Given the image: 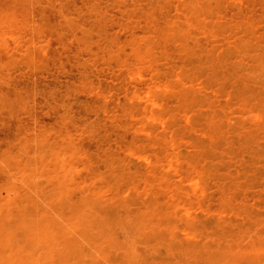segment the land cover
I'll return each instance as SVG.
<instances>
[{
  "label": "rangeland",
  "instance_id": "rangeland-1",
  "mask_svg": "<svg viewBox=\"0 0 264 264\" xmlns=\"http://www.w3.org/2000/svg\"><path fill=\"white\" fill-rule=\"evenodd\" d=\"M263 29L264 0H0V264H264Z\"/></svg>",
  "mask_w": 264,
  "mask_h": 264
},
{
  "label": "bare ground",
  "instance_id": "bare-ground-1",
  "mask_svg": "<svg viewBox=\"0 0 264 264\" xmlns=\"http://www.w3.org/2000/svg\"><path fill=\"white\" fill-rule=\"evenodd\" d=\"M115 1H116V0H115ZM240 1H241V0H240ZM64 2H65V1H64ZM138 2H139V1H138ZM133 3H134V2H133ZM136 3H137V2H136ZM242 3H243V2H242ZM137 4H138V3H137ZM63 5H64V4H63ZM139 5H140V4H139ZM130 6H131V5H130ZM133 6H134V5H133ZM64 7H65V5H64ZM135 7H136V6H135ZM204 7H205V6H204ZM206 8H208V7H206ZM257 8H258V7H257ZM138 9H139V8H138ZM144 9H145V8H144ZM83 10H84V9H83ZM87 10H88V9H87ZM135 10H137V9H135ZM72 11H73V10H72ZM177 11H178V10H177ZM147 12H148V11H147ZM15 14H16V13H15ZM66 14H67V12H66ZM67 16H68V15H67ZM236 16H237V15H236ZM243 18H244V17H243ZM245 18H246V17H245ZM245 18H244V20H245ZM247 19H248V18H247ZM50 21H51V20H50ZM78 21H79V20H78ZM245 21H246V20H245ZM239 23H240V21H239ZM246 23H247V22H246ZM22 24H23V23H22ZM92 26H93V25H92ZM219 26H220V25H219ZM248 26H249V25H248ZM77 27L80 29L79 26H77ZM82 27H84V26H82ZM162 27H163V26H162ZM249 27H250V26H249ZM160 28H161V27H160ZM239 28H240V27H239ZM126 29H127V28H126ZM164 29H165V28H164ZM200 29H201V28H200ZM235 29H236V27H235ZM161 30H163V29H161ZM165 30H166V29H165ZM263 30H264V29H263ZM82 31H83V30H82ZM163 31H164V30H163ZM92 33H94V32H92ZM162 33H164V32H162ZM200 33H202V32L200 31ZM262 33H263V31H262ZM85 34H87V33H85ZM204 34H205V33H204ZM240 34H241V33H240ZM263 34H264V33H263ZM260 35H261V34H260ZM214 36H215V35H214ZM236 36H237V35H236ZM69 37H70V36H69ZM81 37H82V36H81ZM82 38H83V37H82ZM239 38H240V37H239ZM242 38H243V36H242ZM78 39H79V38H78ZM228 39H229V38H228ZM234 39H235V38H234ZM63 40H64V39H63ZM88 40H89V39H88ZM246 40H247V38H246ZM17 41H19V40H17ZM79 41H80V40H79ZM81 41H82V40H81ZM81 41H80V42H81ZM84 41H86V40L84 39ZM223 41H224V40H223ZM256 41H257V39H256ZM63 42H64V41H63ZM82 42H83V41H82ZM87 42H88V41H87ZM214 42H216V41H214ZM219 42H220V41H219ZM247 42H248V41H247ZM259 42H260V41H259ZM60 44H61V42H60ZM80 44H81V43H80ZM213 44H214V43H213ZM45 45H46V44H45ZM57 45H58V44H57ZM42 46H43V45H42ZM42 46H41V47H42ZM46 46H47V45H46ZM62 46H63V45H62ZM68 46H69V44H68ZM227 46H228V45H227ZM245 46H246V45H245ZM81 47H82V46H81ZM83 47H84V46H83ZM224 47H225V46H222L223 50H224ZM124 48H125V47H124ZM263 48H264V47H263ZM32 49H33V48H32ZM44 49H45V48H44ZM47 49H48V48H46V50H47ZM70 49H71V48H70ZM85 49H86V48H85ZM259 49H260V48H259ZM63 50H64V49H63ZM60 51H62V50L60 49ZM70 51H71V50H69V52H70ZM47 52H48V51H47ZM65 52H66V51H65ZM67 52H68V51H67ZM71 52H72V51H71ZM88 52H89V51H88ZM90 53H91V52H90ZM136 53H137V52H136ZM16 54H17V53H16ZM68 56H69V55H68ZM140 56H141V55H140ZM243 56H244V55H243ZM138 60H139V59H138ZM188 62H189V61H188ZM93 63H94V62H93ZM183 64H184V63H183ZM236 64H237V63H236ZM96 65H97V64H96ZM152 65H153V64H152ZM181 65H182V64H181ZM142 66H143V65H142ZM154 66H155V65H154ZM187 66H188V65H187ZM189 67L192 68L190 65H189ZM143 68H144V67H143ZM179 68H180V67H179ZM181 68H182V67H181ZM183 68H184V67H183ZM194 68H195V67H194ZM141 69H142V67H141ZM142 70H144V69H142ZM185 70H186V69H185ZM188 70H190V69H188ZM182 71H183V70H182ZM191 71H192V70H191ZM183 72H184V71H183ZM186 72H187V71H186ZM102 73H103V72H102ZM179 73H181V72H179ZM190 73H191V72H190ZM198 73H199V72H198ZM187 74H188V73H187ZM196 74H197V73H196ZM181 75H184V76H185L186 74L183 73V74H181ZM190 75H191V74H190ZM198 75H199V74H198ZM194 76H195V75L193 74V78H194ZM252 76H253V75H252ZM186 77H187V75H186ZM191 77H192V76H191ZM191 77H190V79H191ZM257 77H258V76H257ZM198 78H199V77H198ZM146 79H147V78H146ZM186 79H187V78H186ZM186 79H185V80H186ZM224 79H225V78H224ZM226 79H227V77H226ZM74 80H75V79H74ZM196 80H198V79H196ZM200 80H201V79H200ZM254 80H255V79H254ZM176 81H177V80H176ZM187 81H188V80H187ZM198 81H199V80H198ZM174 82H175V81H174ZM201 82H202V81H201ZM236 82H237V81H236ZM236 82H235V83H236ZM231 83H232V81H231ZM245 83H247V82H245ZM172 84H175V83H172ZM172 84H171V85H172ZM190 84H191V83H190ZM233 84H234V83H233ZM247 84H249V83H247ZM167 85H168V83H167ZM191 85H192V84H191ZM191 85H190V86H191ZM198 85H199V84H198ZM200 85H201V84H200ZM230 85H231V84H230ZM96 86H97V85H96ZM180 86H181V87H180V89H181V88H182V85H180ZM193 86H194V84H193ZM234 86H235V85H234ZM237 86H238V85H236L235 87L237 88ZM183 87H184V86H183ZM194 87H195V86H194ZM198 87H199V86H198ZM238 87H239V86H238ZM176 88H177V87H176ZM199 88L201 89V87H199ZM232 88H233V87H232ZM242 88H243V87H242ZM171 89H172V87H171ZM177 89H178V88H177ZM180 89H179V90H180ZM194 89H196V88H194ZM238 89H239V88H238ZM240 89H241V88H240ZM236 90H237V89H236ZM251 90H253V89H251ZM259 90H260V88H259ZM82 91H83V90H82ZM229 91H230V90H229ZM238 91H241V90H238ZM249 91H250V90H249ZM255 91H256V89H255ZM260 91H261V90H260ZM260 91H259V92H260ZM171 92H172V90H171ZM182 92H185V90L182 91ZM199 92H200V91H199ZM242 92H244V91H242ZM172 93H173V92H172ZM178 93H179V92H178ZM196 93H197V92H196ZM253 93H254V92H253ZM253 93H252V94H253ZM255 93H256V92H255ZM255 93H254V94H255ZM124 94H125V93H124ZM154 94H155V92H154ZM173 94H174V93H173ZM182 94L185 96V93H182ZM193 94H195V92H194ZM200 94H201V93H200ZM231 94H232V93H231ZM248 94H249V93H248ZM257 94H258V93H257ZM263 94H264V92H263ZM183 95H182V96H183ZM255 95H256V94H255ZM255 95H254V96H255ZM164 96H165V95H164ZM171 96H172V95H171ZM195 96H197V95H195ZM195 96H194V97H195ZM198 96H200V95H198ZM202 96H203V95H202ZM232 96H234V95H232ZM260 96H261V95H260ZM148 97H149V96H148ZM194 97H193V98H194ZM257 97H258V96H257ZM263 97H264V96H263ZM151 98H152V97H151ZM155 98H156V97H155ZM170 98H171V97H170ZM176 98H177V97H176ZM190 98H191V97H190ZM193 98H191V99L193 100ZM202 98H203V97H202ZM202 98H201V99H202ZM229 98H230V96H229ZM234 98H235V96H234ZM171 99H172V98H171ZM188 99H189V98H188ZM196 99H197V98H196ZM227 99H228V98H227ZM235 99H236V98H235ZM261 99H262V98H261ZM177 100H178V99H177ZM178 101H179V100H178ZM185 101H186V99H185ZM196 101H198V100H196ZM200 101H201V100H199L198 102H200ZM253 101H255V99H254ZM257 101H258V100H257ZM123 102H124V101H123ZM170 102H171V101H170ZM189 102H190V100H189ZM191 102H192V101H191ZM63 103H64V102H63ZM168 103H169V102H168ZM185 103H186V102H185ZM203 103H204V102H203ZM254 103H255V102H254ZM52 104H53V103H52ZM145 104H146V103H145ZM151 104H152V103H151ZM176 104H178V103H176ZM183 104H184V103H183ZM183 104H182V105H183ZM186 104H187V103H186ZM214 104H216V102H215ZM239 104H240V103H239ZM256 104H257V102H256ZM162 105H163V104H162ZM180 105H181V104H180ZM240 105H241V104H240ZM53 106H54V104H53ZM146 106H148V104H147ZM169 106L171 107L170 104L168 105V108H169ZM178 106H179V105H178ZM185 106H186V105H185ZM188 106H189V105H188ZM192 106H195V105H192ZM192 106H191V107H192ZM196 106H197V105H196ZM253 106H254V104H253ZM55 107H56V105H55ZM160 107H161V106H160ZM191 107H190V108H191ZM225 107H226V106H225ZM261 107H262V105H261ZM147 108H148V107H147ZM175 108H176V107H175ZM177 108H178V107H177ZM177 108H176V109H177ZM206 108H207V107H206ZM242 108H243V107H242ZM258 108H259V107H258ZM53 109H54V108H53ZM171 109H172V108H171ZM176 109H175V110H176ZM179 109H180V108H179ZM195 109H197V108H195ZM199 109H200V108H199ZM260 109H261V108H260ZM54 110H56V109H54ZM173 110H174V108H173ZM175 110H174V111H175ZM181 110H182V109H181ZM223 110H224V108H223ZM244 110H245V108H244ZM255 110H257V109H255ZM154 111H155V110H154ZM169 111H170V110H169ZM178 111H179V110H178ZM259 111H260V110H259ZM55 112H56V111H55ZM62 112H63V111H62ZM157 112H158V111H157ZM182 112H184V111H182ZM245 112H246V111H245ZM58 113H61V112H58ZM168 113H169V112H168ZM172 113H173V112H172ZM185 113H187V111H185ZM227 113H228V111H227ZM243 113H244V112H243ZM246 113H247V112H246ZM246 113H245V115H246ZM260 113H261V112H260ZM170 114H171V113H170ZM49 115H50V114H49ZM58 115H59V114H58ZM58 115H57V116H58ZM61 115H62V114H61ZM172 115H173V114H172ZM174 115H175V112H174ZM177 115H178V114H177ZM222 115H225V114H222ZM222 115H220V116H222ZM256 115H257V114H256ZM137 116H138V115H137ZM157 116L159 117V115H157ZM225 116H226V115H225ZM225 116H224L223 118H225ZM149 117H150V116H149ZM168 117H169V115H168ZM168 117H166V118H168ZM175 117H176V116H175ZM175 117H174V118H175ZM188 117H189V116H188ZM194 117H195V116H194ZM245 117H246V116H245ZM260 117H261V115H260ZM63 118H64V117H63ZM127 118H128V117H127ZM151 118H152V117H151ZM160 118H161V117H160ZM246 118H248V117H246ZM258 118H259V117H258ZM157 119H159V118H157ZM185 119H186V118H185ZM192 119H193V118H192ZM234 119H235V118H234ZM248 119H249V118H248ZM66 120H67V119H66ZM66 120H65V121H66ZM134 120H135V119H134ZM166 120H167V119H166ZM220 120L223 121V119H221V118H220ZM189 121H190V119H189ZM196 121H198V120H195V122H196ZM250 121H251V119H250ZM67 122H68V121H67ZM67 122H66V123H67ZM164 122H165V121H164ZM190 122H191V121H190ZM244 122H246V121H244ZM262 122H263V121H262ZM68 123H69V122H68ZM132 123H133V122H132ZM141 123H142V122H141ZM263 123H264V122H263ZM82 124H83V123H82ZM201 124H203V123H201ZM209 124H210V123H209ZM223 124H224V123H223ZM250 124H251V123H250ZM253 124H254V122L252 123V125H253ZM256 124H257V123H256ZM221 125H222V124H221ZM232 125H233V124H232ZM263 125H264V124H263ZM74 126H75V125H74ZM197 126H198V129H199V125H197ZM203 126H205V124H204ZM224 126H225V125H224ZM142 127H143V126H142ZM200 127H201V126H200ZM209 127H212V125L209 126ZM227 127H229V126H227ZM231 127H232V126H230V128H231ZM244 127H246V126H244ZM255 127H256V126H255ZM258 127H259V126H258ZM258 127H257V130H259ZM67 128H68V126H67ZM134 128H135V127H134ZM190 128H194V127H190ZM207 128H208V127H207ZM207 128H206V129H207ZM213 128H214V127H213ZM215 128H216V127H215ZM222 128H223V127H222ZM230 128H228V129H230ZM232 128H234V127H232ZM235 128H237V127H235ZM246 128H247V127H246ZM248 128H249V127H248ZM259 128H260V127H259ZM143 129H146V128L143 127ZM196 129H197V128H196ZM198 129H197V130H198ZM206 129L204 130L205 132H206ZM225 129H226V128H225ZM138 130H139V127H138ZM208 130L210 131L209 128H208ZM222 130H223V129H222ZM231 130H232V129H230V131H231ZM255 130H256V129H255ZM257 130H256V131H257ZM139 131H140V130H139ZM143 131H144V130H143ZM147 131H148V130H147ZM161 131H162V130H161ZM200 131H201V130H200ZM225 131H226V130H225ZM225 131H224V132H225ZM228 131H229V130H228ZM57 132H58V131H57ZM61 132H62V130H61ZM67 132H68V130H67ZM137 132H138V131H137ZM210 132L212 133V131H210ZM226 132H227V131H226ZM239 132H241V131L239 130ZM257 132H258V131H257ZM156 133L158 134V132H156ZM156 133H155V134H156ZM206 133H209V132H206ZM206 133H205V134H206ZM211 133H210V134H211ZM213 133H214V132H213ZM231 133H233V132H231ZM234 133H235V131H234ZM88 134H89V132H88ZM236 134H238V133H236ZM43 136H44V135H43ZM116 136H117V135H116ZM150 136H151V133H150ZM159 136H160V135L158 134L157 137H159ZM166 136H167V135H166ZM171 136H172V135H171ZM177 136H178V135H177ZM227 136H228V135H227ZM255 136H256V135H255ZM263 136H264V135H263ZM263 136H262V137H263ZM16 137H18V136H16ZM160 137H161V136H160ZM231 137H234V136H231ZM19 138H20V137H19ZM164 138H165V137H164ZM211 138H212V137H211ZM234 138H235V137H234ZM16 139H17V138H16ZM53 139H54V138H53ZM116 139H117V138H116ZM161 139H162V137H161ZM170 139H171V138H170ZM241 139H242V137H241ZM259 139H260V138H259ZM22 140H23V137H22ZM37 140H38V139H36V141H37ZM63 140H64V139H63ZM166 140H168V139H166ZM174 140H175V139H174ZM181 140H182V139H181ZM186 140H187V139H186ZM212 140H213V139H212ZM243 140H244V139H243ZM256 140H257V139H256ZM23 141H24V140H23ZM59 141H60V140H59ZM171 141H172V140H171ZM244 141H245V140H244ZM17 142H18V141H17ZM146 142H147V141H146ZM168 142H169V140H168ZM235 142H237V141L235 140ZM25 143H26V142H25ZM137 143H138V142H137ZM174 143H175V141H174ZM192 143H193V142H192ZM205 143H206V142H205ZM207 143H208V142H207ZM256 143H257V142H256ZM26 144H27V143H26ZM63 144H64V143H63ZM69 144H70V143H69ZM69 144H68V145H69ZM127 144H129V143H127ZM138 144H139V143H138ZM150 144H151V143H150ZM166 144H167V143H166ZM168 144H169V143H168ZM182 144H183V143H182ZM212 144H213V142L211 143V145H212ZM18 145H19V144H18ZM64 145H65V144H64ZM143 145H144V143H143ZM163 145H164V144H163ZM171 145H172V144H171ZM245 145H246V144H245ZM26 146H27V145H26ZM129 146H130V144H129ZM137 146H139V145H137ZM151 146H152V145H151ZM153 146H154V145H153ZM176 146H177V145H176ZM216 146H217V145H216ZM71 147H72V146H71ZM77 147H78V146H77ZM144 147H145V146H144ZM177 147H178V146H177ZM185 147H186V146H185ZM197 147H198V146H197ZM204 147H207V146H204ZM223 147H224V146H223ZM246 147H247V146H246ZM24 148H25V147H24ZM78 148H81V147L79 146ZM190 148H191V147H190ZM193 148H194V147H193ZM199 148H200V147H199ZM201 148H202V147H201ZM201 148H200V149H201ZM235 148H236V147H235ZM235 148H234V149H235ZM26 149H27V148H26ZM73 149H74V148H73ZM82 149H84V147H83ZM175 149H176V148H175ZM194 149H195V148H194ZM19 150H20V149H19ZM62 150H63V149H62ZM65 150H67V149H65ZM178 150H179V148H178ZM247 150H248V149H247ZM16 151H17V150H16ZM24 151H25V150H23V153H24ZM27 151H28V150H27ZM75 151L77 152V149H75ZM168 151H171V150H168ZM176 151H177V150H176ZM184 151H185V150H184ZM223 151H224V149H223ZM237 151H238V150H237ZM240 151H241V150H240ZM20 152H22V151H20ZM29 152H30V151H29ZM64 152H66L67 154L71 153V152H68V151H64ZM172 152H173V151H172ZM177 152H178V151H177ZM241 152H242V151H241ZM17 153H18V152H17ZM66 153H65V154H66ZM72 153H73V152H72ZM78 153H79V152H78ZM78 153H77V154H78ZM144 153H146V152H144ZM158 153H159V152H158ZM170 153H171V152H170ZM247 153H248V152H247ZM253 153H254V152H253ZM56 154H57V153H56ZM60 154H61V151H60ZM74 154H75V152H74ZM77 154H75V155L71 154V155H73V157H74V156L76 157ZM160 154H161V153H160ZM164 154H165V153H164ZM239 154H240V153H239ZM30 155H31V154H30ZM71 155H70V157H72ZM170 156H171V155H170ZM170 156H169V157H170ZM247 156H248V155H247ZM253 156H254V155H253ZM1 157H4V156L2 155ZM24 157H25V156H24ZM73 157H72V158H73ZM174 157H175V156H174ZM4 158H5V157H4ZM7 158H9V157H7ZM17 158H18V156L16 157V159H17ZM31 158H32V157H31ZM64 158H66L65 155H64ZM72 158H71V159H72ZM238 158H239V157H238ZM240 158H242V157H240ZM243 158H244V157H243ZM261 158H262V157H261ZM25 159H27V158L25 157ZM76 159H77V158H76ZM140 159H141V158H140ZM228 159H229V158H228ZM0 160H1V159H0ZM7 160H8V159H7ZM7 160H6V161H7ZM28 160H29V159H28ZM37 160H38V159H37ZM61 160H62V157H61ZM246 160H247V159H246ZM248 160H249V159H248ZM257 160H258V159H257ZM260 160H261V159H260ZM1 161H3V160H1ZM62 161H63L64 164H65V161H64V160H62ZM142 161H143V160H142ZM184 161H185V160H184ZM237 161H238V160H237ZM7 162H8V161H7ZM26 162H27V161H26ZM28 162H30V161H28ZM37 162H38V161H37ZM63 162H62V163H63ZM143 162H144V161H143ZM154 162H155V161H154ZM154 162H152V163H154ZM156 162H157V161H156ZM156 162H155V163H156ZM161 162H162V161H161ZM170 162H171V161H170ZM252 162H253V161H252ZM4 163H5V162H4ZM70 163H71V162H70ZM73 163H74V165H75V158H74V162H73ZM73 163H72V164H73ZM149 163H151V161H150ZM157 163H159V162H157ZM162 163H163V162H162ZM162 163H161V164H162ZM171 163L173 164V162H171ZM190 163H191V162H190ZM190 163L188 162V165H189ZM240 163H241V162H240ZM245 163H246V162H245ZM253 163H254V162H253ZM258 163H259V162H258ZM1 164H2V163H1ZM5 164H6V163H5ZM146 164H148V163L146 162ZM249 164H250V163H249ZM2 165H3V164H2ZM26 165H27V164H26ZM34 165H35V163H34ZM68 165H69V164H68ZM76 165H78V164H76ZM134 165H135V164H134ZM152 165H153V164H152ZM168 165H169V164H168ZM202 165H203V164H202ZM251 165H253V164L251 163ZM4 166H5V165H4ZM4 166H3V167H4ZM7 166H8V165H7ZM7 166H5V167H7ZM9 166H10V165H9ZM12 166H13V165H12ZM45 166H46V165H45ZM71 166L73 167V165H71ZM162 166H163V165H162ZM234 166H235V165H234ZM247 166H248V168L250 169L249 165H247ZM247 166L245 165V167H247ZM5 167H4V168H5ZM43 167H44V166H43ZM69 167H70V166H69ZM76 167H77V166H76ZM163 167H164V166H163ZM171 167H172V165H171ZM243 167H244V166H243ZM11 168H12V167H11ZM28 168L31 169V167H29V166H28ZM48 168H49V166H48ZM48 168H47V169H48ZM73 168H75V167H73ZM165 168H166V167H165ZM207 168H208V167H207ZM240 168H241V167H240ZM248 168H247V169H248ZM68 169H70V168H68ZM150 169H151V168H150ZM169 169H170V168H169ZM254 169H255V168H254ZM5 170H6V169H5ZM12 170H13V168H12ZM32 170H33V169H32ZM44 170H45V169H44ZM202 170H203V169H202ZM227 170H228V169H227ZM240 170H241V169H240ZM250 170H251V169H250ZM256 170H257V169H256ZM38 171H39V170H38ZM41 171H42V170H41ZM41 171H40V172H41ZM69 171H70V170H69ZM150 171H151V170H150ZM153 171H154V170H153ZM172 171H173V169H172ZM251 171H252V170H251ZM5 172H6V171H5ZM8 172H9V171H8ZM15 172H16V170H15ZM33 172H34V171H33ZM43 172H45V171H43ZM128 172H129V171H128ZM151 172H152V171H151ZM151 172H150V173H151ZM190 172H191V171H190ZM239 172H240V171H239ZM18 173H19V172H18ZM41 173H42V172H41ZM152 173H153V172H152ZM193 173H194V172H193ZM16 174H17V173H16ZM42 174H43V173H42ZM47 174H48V172H47ZM49 174H52V173L50 172ZM49 174H48V175H49ZM153 174H155V173H153ZM20 175H21V174H20ZM33 175H34V174H33ZM100 175H101V174H100ZM102 175H103V174H102ZM160 175L163 176V173H161ZM189 175H190V173H189ZM199 175H200V174H199ZM245 175H246V174H245ZM249 175H250V174H249ZM249 175H248V176H249ZM35 176H36V175H35ZM64 176H65V175H64ZM90 176H91V174H89V177H90ZM187 176H188V175H187ZM235 176H236V173H235ZM248 176H247V177H248ZM36 177H37V176H36ZM45 177H46V176H45ZM66 177H67V176H66ZM66 177H65V178H66ZM72 177H73V176H72ZM89 177H88V178H89ZM169 177H170V176H169ZM188 177H189V176H188ZM190 177H191V176H190ZM198 177H199V176H198ZM200 177H201V175H200ZM242 177H243V176H242ZM181 178L184 180L183 177H181ZM48 179H49V177L47 178V180H48ZM52 179H53V178H52ZM60 179H61V177H60ZM193 179H194V178H193ZM193 179H192V180H193ZM198 179H200V178H198ZM245 179H246V178H245ZM247 179H248V178H247ZM252 179H253V178H252ZM18 180H19V179H18ZM33 180H34V179H33ZM132 180H133V179H132ZM3 181H4V180H3ZM21 181H22V180H21ZM31 181H32V180H31ZM35 181H36V180H35ZM90 181H91V179H90ZM95 181H96V180H95ZM95 181H94V182H95ZM185 181H186V180H185ZM185 181H183V182H185ZM32 182H33V181H32ZM32 182H31V183H32ZM52 182H53V180H52ZM85 182H86V181H85ZM253 182H254V181H253ZM24 183H25V182H24ZM49 183H50V182H49ZM53 183H54V182H53ZM66 183H67V181H66ZM87 183H88V182H87ZM247 183H248V182H247ZM26 184H27V183H26ZM50 184H51V183H50ZM68 184H69V183H68ZM72 184H73V183H72ZM9 185H10V183H9ZM27 185H28V184H27ZM41 185H42V184H41ZM54 185H55V183H54ZM76 185H77V184H76ZM133 185H135V184H133ZM138 185H139V184H138ZM256 185H257V184H256ZM69 186H70V185H69ZM71 186H72V185H71ZM77 186H78V185H77ZM100 186H101V185H100ZM202 186H203V185H202ZM202 186H201V187H202ZM249 186H250V185H249ZM251 186H252V185H251ZM257 186H259V185H257ZM25 187H26V186H25ZM88 187H89V186H88ZM102 187H103V186H102ZM6 188H7V187H6ZM41 188H44V187H41ZM55 188H57V187H55ZM55 188H54V190H55ZM75 188H76V187H75ZM81 188H82V187H81ZM86 188H87V187H86ZM132 188H133V187H132ZM137 188H138V187H137ZM256 188H257V187H256ZM83 189H84V188H83ZM89 189H90V188H89ZM108 189H109V188H108ZM129 189L131 190V188H129ZM140 189H141V188H140ZM178 189H179V188H178ZM178 189H177V190H178ZM246 189H247V188H246ZM248 189H249V187H248ZM248 189H247V190H248ZM250 189H251V188H250ZM33 190H35V189H33ZM48 190H49V189H48ZM54 190H53V191H54ZM84 190H86V189H84ZM109 190H110V189H109ZM35 191H36V190H35ZM44 191H45V190H44ZM55 191H56V190H55ZM67 191H68V189H67ZM67 191H66V192H67ZM107 191H108V190H107ZM138 191H139V189H138ZM167 191H168V190H167ZM257 191H258V190H257ZM30 192H31V191H30ZM45 192H46V191H45ZM51 192H52V191H51ZM131 192H132V191H131ZM131 192H129V193H131ZM140 192H141V191H139L138 193H140ZM126 193H127V192H126ZM129 193H128V194H129ZM149 193H150V192H149ZM27 194H28V193H27ZM32 194H33V193H32ZM45 194H46V193H45ZM202 195H203V194H202ZM53 197H54V196H53ZM110 197H111V196H110ZM50 198H51V194H50ZM143 199H144V198H143ZM7 200H8V199H7ZM112 200H113V199H112ZM196 200H197V199H196ZM0 201H1V200H0ZM145 201H146V200H145ZM5 202H6V201H5ZM31 202H34V201L32 200ZM6 203H7V202H6ZM1 205H2V201H1ZM34 205H35V203H33V208H34ZM4 206H5V205H4ZM39 206H40V205H39ZM198 206H199V205H198ZM5 208H6V207H5ZM204 208H205V207H204ZM36 209H37V208H36ZM201 209H203V208H201ZM30 210H31V209H30ZM2 211H3V210H2ZM31 211H32V210H31ZM31 211H30V212H31ZM36 211H38V210H36ZM41 211H43V210H41ZM27 212H28V211H27ZM31 213L33 214V212H31ZM40 213L42 214V212H40ZM43 213H45V211H44ZM28 214H29V212H28ZM32 214H31V215L29 214V215H30V216H33L35 213H34L33 215H32ZM26 215H27V214H25V216H26ZM35 215H36V214H35ZM42 215H43V214H42ZM263 215H264V214H263ZM263 215H262V216H263ZM37 216H39V214H37ZM45 216H46V214H45ZM45 216H44V217H45ZM26 217H27L26 219H28L29 216H26ZM34 217H36V216H34ZM40 217H41V215H40ZM36 218H37V217H36ZM76 218H77V216H76ZM42 219H43V217H42ZM45 219H46V218H45ZM72 220H73V219H72ZM75 220H76V219H75ZM24 221H25V220H24ZM24 221H23V222H24ZM48 221H49V220H48ZM73 221H74V220H73ZM79 221H80V220H79ZM27 222H28V221H27ZM38 222H39V221H38ZM42 222H43V221H42ZM42 222H41V223H42ZM50 222H51V221H50ZM50 222H47V223H50ZM43 223H44V222H43ZM72 223H73V222H72ZM72 223H71V225H72ZM87 223H88V222H87ZM109 223H110V222H109ZM73 224L76 226L75 223H73ZM24 225H26V224H24ZM27 225H28V224H27ZM27 225H26V226H27ZM42 225H46V223H45V224H41V226H42ZM49 225H50V224H49ZM68 225H69V224H68ZM74 225H73V226H74ZM0 226H1V225H0ZM26 226H25V228H27ZM46 226H48V224H47ZM46 226H44V227L46 228ZM75 226H74V227H75ZM44 227H43L42 230H44V232H45L46 230L44 229ZM74 227H73V228H74ZM47 228L49 229V226H48ZM51 228H52V227H51ZM28 229H29V228H28ZM69 229H70V228H69ZM42 230H41V231H42ZM49 230H50V229H49ZM75 230H76V229H75ZM3 231H4V230H3ZM76 231H77V230H76ZM186 231H187V230H186ZM68 232H69V230H68ZM187 232H188V231H187ZM0 233H1V232H0ZM47 233H48V230H47ZM77 233H78V232H77ZM1 234H2V233H1ZM1 234H0V235H1ZM41 234H42V233H41ZM71 234H72V230H71V233L69 234L70 237H71ZM73 234H74V233H73ZM226 234H227V232H226ZM42 235H43V234H42ZM69 235H68V233H67V237H69ZM74 235H75V234H74ZM189 235H191V234H189ZM231 235H232V234H231ZM40 236H41V235H40ZM48 236H49V235H48ZM194 236H195V235H194ZM44 237H45V236H44ZM49 237H50V236H49ZM73 237H74V236H73ZM73 237H72V238H73ZM41 238H42V236H41ZM47 238H48V237H47ZM196 238H197V237H196ZM67 239H68V238H67ZM70 239H71V238H70ZM77 239H78V237H77ZM77 239H75V240H77ZM206 239H207V238H206ZM78 240H79V239H78ZM105 240H106V239H103V241H105ZM37 241H39V240H37ZM37 241H36V242H37ZM40 241H42V239H41ZM70 241H72V240H70ZM243 241H244V240H243ZM0 242H1V241H0ZM42 242H43V241H42ZM44 242H46V239L44 240ZM44 242H43V244H44ZM72 242L75 243L74 240H73ZM78 242H79V241H78ZM105 242H106V241H105ZM220 242H221V241H220ZM2 243H3V240H2ZM171 243H172V242H171ZM36 244H37V246H38V243H36ZM43 244H42V245H43ZM75 244H76V243H75ZM39 245H41L40 242H39ZM69 246H70V245H69ZM72 246H74V245H72ZM253 249H254V248H253ZM99 253H100V252H99ZM8 254H9V253H8ZM38 254H39V253H38ZM41 254H42V252H41ZM41 254H40V256H41ZM36 257H37V256H36ZM9 258H10V257H9V255H8V260H9ZM38 258L41 259V258L39 257V255H38ZM13 259H16V258H13ZM10 261L12 262L11 259H10ZM14 264H15V261H14ZM248 264H249V263H248Z\"/></svg>",
  "mask_w": 264,
  "mask_h": 264
}]
</instances>
